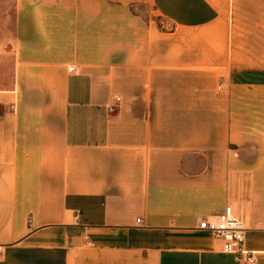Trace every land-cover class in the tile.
Wrapping results in <instances>:
<instances>
[{
  "label": "crops",
  "instance_id": "obj_1",
  "mask_svg": "<svg viewBox=\"0 0 264 264\" xmlns=\"http://www.w3.org/2000/svg\"><path fill=\"white\" fill-rule=\"evenodd\" d=\"M227 203L254 263L196 226ZM0 244L264 264V0H0Z\"/></svg>",
  "mask_w": 264,
  "mask_h": 264
},
{
  "label": "built area",
  "instance_id": "obj_2",
  "mask_svg": "<svg viewBox=\"0 0 264 264\" xmlns=\"http://www.w3.org/2000/svg\"><path fill=\"white\" fill-rule=\"evenodd\" d=\"M72 65L69 69H73ZM115 99H118L115 96ZM109 109H114L112 103L109 104ZM196 226L203 229L211 230L215 236L223 240L222 249L232 252L237 258H240L248 263L255 262L254 251L248 249L244 244L245 225L243 218L232 207L230 203L225 204L222 211L214 215L196 216ZM2 245L0 244V252Z\"/></svg>",
  "mask_w": 264,
  "mask_h": 264
},
{
  "label": "rangeland",
  "instance_id": "obj_3",
  "mask_svg": "<svg viewBox=\"0 0 264 264\" xmlns=\"http://www.w3.org/2000/svg\"><path fill=\"white\" fill-rule=\"evenodd\" d=\"M143 10L144 11H146V12H148L149 10H150V8H149V5H144L143 6ZM150 12V11H149ZM159 22L162 24L163 22H165V20L164 19H159ZM164 24V23H163ZM168 25V24H167Z\"/></svg>",
  "mask_w": 264,
  "mask_h": 264
}]
</instances>
